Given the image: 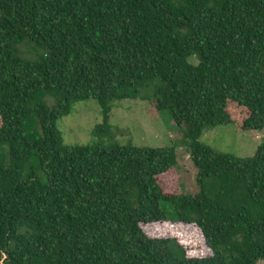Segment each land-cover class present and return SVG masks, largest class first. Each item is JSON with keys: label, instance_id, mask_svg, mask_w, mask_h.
Here are the masks:
<instances>
[{"label": "trees", "instance_id": "16d2710c", "mask_svg": "<svg viewBox=\"0 0 264 264\" xmlns=\"http://www.w3.org/2000/svg\"><path fill=\"white\" fill-rule=\"evenodd\" d=\"M88 99L94 139L65 146L56 122ZM124 99L169 112L196 193L158 180L175 145L115 141ZM224 124L264 129V0H0V264H264V142L199 141ZM165 223L210 254L142 229Z\"/></svg>", "mask_w": 264, "mask_h": 264}, {"label": "rangeland", "instance_id": "374dc122", "mask_svg": "<svg viewBox=\"0 0 264 264\" xmlns=\"http://www.w3.org/2000/svg\"><path fill=\"white\" fill-rule=\"evenodd\" d=\"M189 61L196 64L195 57ZM100 123V109L94 99L75 102L70 113L59 118L57 128L63 144L87 145L94 139L92 130ZM109 124L115 141L124 145L164 147L176 146L177 166L159 176L161 186L169 192L194 194L197 191L196 170L183 143L182 131L174 124L168 111H157L149 101L124 99L117 101L110 112ZM199 141L215 151L235 157H249L264 142V129L238 131L232 124L217 125L204 131ZM142 229L154 237L171 236L186 246L190 256L209 255L210 251L196 226L165 223L144 225ZM261 264V262H260Z\"/></svg>", "mask_w": 264, "mask_h": 264}]
</instances>
